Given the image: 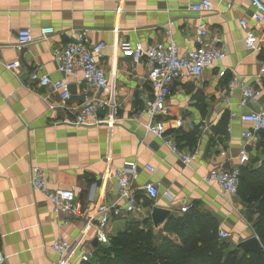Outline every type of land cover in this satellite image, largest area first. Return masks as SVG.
I'll return each mask as SVG.
<instances>
[{
  "label": "crops",
  "instance_id": "0c3cea01",
  "mask_svg": "<svg viewBox=\"0 0 264 264\" xmlns=\"http://www.w3.org/2000/svg\"><path fill=\"white\" fill-rule=\"evenodd\" d=\"M199 1L0 0V252L4 264H56L58 255L52 245L59 238L68 242L82 238L83 251L93 258L96 247L108 244L96 240L95 209L101 203L116 202L115 174L126 164L134 166L135 197L143 214L150 215L156 207L180 216V208L196 204L218 221L232 248L256 237L245 205L237 196L222 194L204 177L212 169L237 167L242 151L249 159L256 155L258 140L246 143L242 138L251 126L238 116L230 118L229 112L239 115L264 108V77L261 84L256 79L264 67V22L250 20L254 12L250 0H209L213 9L208 14L189 9ZM227 4L232 8L226 9ZM242 20L257 37V52L245 48V33L239 26ZM199 22L207 26V46L224 51L220 68L227 72L219 77L218 68H209L197 79L186 77L171 85L166 114L158 121L177 148L193 157L185 166L159 139L145 134L143 126L149 120L141 115L142 102L152 97V89L143 61L135 63L125 49L172 42L179 55H184L196 48ZM46 27L53 29L54 36L36 41ZM22 29L35 41L18 51L15 39ZM76 41L105 45L96 61L109 82V95L96 94L91 86L77 84L78 77L57 72L53 49ZM13 64L16 67H10ZM36 67L51 80L68 84L66 105L73 113L49 109L50 105L59 107L60 101L49 88L29 82ZM230 71L260 90L256 102L245 101L237 110L239 91L233 93L230 107L220 101V95L227 94ZM94 98L113 103L111 127L72 126L76 109ZM97 115L107 120L108 109H99ZM223 128L226 137L216 134ZM33 167L43 171L48 189L73 190L83 216L55 215L30 186ZM146 183L157 189L152 201L137 190ZM130 219L134 218L111 222L104 230L108 241ZM70 264H77V259Z\"/></svg>",
  "mask_w": 264,
  "mask_h": 264
},
{
  "label": "built area",
  "instance_id": "2783aa9c",
  "mask_svg": "<svg viewBox=\"0 0 264 264\" xmlns=\"http://www.w3.org/2000/svg\"><path fill=\"white\" fill-rule=\"evenodd\" d=\"M95 2L96 0H88ZM254 7V12L250 16V20L254 23L261 24L264 22V4L260 0H250ZM231 5L227 4L226 9H231ZM192 12L200 14H208L212 11L213 6L209 0H200L196 4L189 7ZM240 28L244 31V45L248 52H257L259 50L256 35L247 29L244 20L239 22ZM52 28L46 27L40 30L39 37L36 41L44 42L54 36ZM208 37L207 26L204 22H199L195 29L196 48L184 55H179L178 49L174 43L155 44L143 47L140 44L125 49V54L130 56L135 63L143 61L147 68L146 81L151 86L152 97L146 98L142 102L141 115L148 117V123L143 126L146 135H150L159 139L163 145L177 158H179L185 166H188L193 160L192 156L186 155L180 151L173 137L166 132L163 124L158 121L166 114V99L171 93V85L175 81L183 78L197 79L201 77L205 70L209 68H218V76L224 77L226 69L220 68L225 54L221 48H210L206 44ZM35 40L31 37L28 30H19L16 34L15 47L21 51ZM218 42V40H215ZM105 48L103 43L88 46L86 41H76L64 45L62 48L53 49L52 57L56 65V70L65 76L78 77L77 84L85 83L91 86L96 94L109 95L110 86L106 78L104 70L97 64L96 56ZM10 67H16V64ZM230 77L227 83V94L220 95V101L230 107V99L235 91L240 92V101L235 105L240 110L245 101L256 102L260 97V90L251 85H247L244 80L230 71ZM264 77V67L260 69L256 79L261 84ZM29 82L40 88H49L55 94L60 106H49L50 110L60 108L66 112L73 113L66 105L70 98L68 84L63 81H53L47 75H43L40 67L34 68L29 74ZM106 107L108 109L109 118L101 120L98 118V110ZM113 114V103L104 102L99 98H94L84 102L76 109L73 114L71 125L74 127H94L106 125L111 127ZM238 116L242 123L249 124L250 129L242 133V138L246 143L256 142L258 135L264 130V108L259 112H246L237 115L230 111L229 117ZM238 166L232 169L217 168L210 170L204 177L209 183H215L220 192L228 196H236L239 185L240 167L249 163V157L245 151H242L237 159ZM146 170L153 172L151 167ZM30 186L34 192L41 194L44 199L52 207L55 215L65 214L71 218H80L83 216L81 205L76 201L73 190L47 188L45 175L38 167L31 169ZM135 169L132 164H126L122 169L116 171V195L117 200L112 204H99L95 209V217L97 221L96 240L100 244H107L108 239L104 230L114 220L126 219L133 217L134 219H143L149 215L143 214L138 206L135 197V189L133 181L135 180ZM145 193L146 197L152 201L157 196V189L154 184L146 183L137 189ZM122 203V206L119 204ZM189 206L180 208V213L184 214ZM221 239H227L229 235L218 230ZM82 238L76 239L74 242H68L63 239H57L52 245L53 251L58 255L56 264H70L72 260L77 259V264L89 263L92 259L90 252L83 251ZM0 264H4L3 254L0 252Z\"/></svg>",
  "mask_w": 264,
  "mask_h": 264
},
{
  "label": "trees",
  "instance_id": "16d2710c",
  "mask_svg": "<svg viewBox=\"0 0 264 264\" xmlns=\"http://www.w3.org/2000/svg\"><path fill=\"white\" fill-rule=\"evenodd\" d=\"M216 134L226 137V130ZM255 149L256 155L240 167L236 196L248 210V222L262 246L260 254L232 248L219 237L218 221L192 204L157 227L149 217L127 220L125 229L109 237L106 246L96 247L84 264H264V130Z\"/></svg>",
  "mask_w": 264,
  "mask_h": 264
},
{
  "label": "water",
  "instance_id": "95a60500",
  "mask_svg": "<svg viewBox=\"0 0 264 264\" xmlns=\"http://www.w3.org/2000/svg\"><path fill=\"white\" fill-rule=\"evenodd\" d=\"M170 217V211L161 208H152L149 218L153 227H157L163 224ZM238 247L243 253H255L260 254L262 252V246L260 245L256 237H250L238 244Z\"/></svg>",
  "mask_w": 264,
  "mask_h": 264
}]
</instances>
